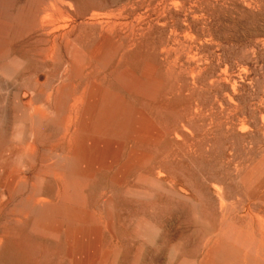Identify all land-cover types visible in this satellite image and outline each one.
Listing matches in <instances>:
<instances>
[{"label":"rangeland","instance_id":"1","mask_svg":"<svg viewBox=\"0 0 264 264\" xmlns=\"http://www.w3.org/2000/svg\"><path fill=\"white\" fill-rule=\"evenodd\" d=\"M19 1L16 0V2ZM73 1L80 7L91 9L92 11H94L93 9H97L95 10V13L97 11L96 14L91 11L89 15L93 13V15H97L99 18H103V16H107V18L114 17L113 21L116 25L111 36H115L118 39L121 37L125 40H123L125 45L131 44V46H128L129 52L125 56L124 62L120 64L121 66L119 65L120 68L125 67L136 75H139L144 67L151 66L155 70V76L162 82L165 80L166 83L163 82L165 87L171 89L170 94L166 98H161L159 101L153 102L154 104L146 102V100L144 101L140 97L129 96L134 100L131 101L128 95H124L125 99L129 98L130 103L142 110L151 120L154 127L165 135L158 145L152 147L144 143H135L136 145L128 144L129 146L126 145L125 147L126 152L133 148L140 153L151 155L152 164L155 165V169L150 174L154 179L158 177L156 180L161 184L160 189L149 190V192L153 193H149L150 196L148 197L128 196L123 193L122 187L109 183L108 179L106 180L109 176L106 175L102 176L101 180L104 179V181H100V183L98 180L101 176H98L96 178L98 182L94 181L85 192L86 208L88 207L87 210L89 212L101 216H106L107 212H110V225L112 227L110 226V231H103V236L99 242L101 250H108L107 252L113 253V258L109 259L110 262L108 264H202L208 247L214 241H222V239L223 241H230L231 238L232 241L230 243H237L240 237L239 231L242 228L244 229L246 223H251L254 232H257V235L255 232V239L259 243L264 244V203L255 201V197H252L248 192L247 184V176L261 162H264V0H164L165 2L163 0H80L82 3L78 0V2L76 0ZM66 4L71 6V9L73 7L72 10L75 11L72 3L66 2ZM122 6L125 10L123 9L124 11L122 10L118 13V9H122ZM135 7H137V10ZM108 11H114L115 13L112 12L114 16H111L112 13ZM117 13L119 16L116 15ZM41 16L43 15L34 19L32 27L26 28L19 33H16L11 26L3 27V25H0V31L3 30L0 32L2 36L0 38L7 40L10 43V47L12 44L11 50L14 52L13 54H20L22 50V55L17 56H21L23 61V65L18 70L19 73L17 72V76H15L16 78L11 79L14 83L11 80L8 81L11 87H6L8 84L7 81L5 84L4 79L0 81V84H5L4 86L0 85L3 86V89H0V118H2V120L0 119V128L2 126V135H4L1 137L0 133V149H3L11 142L20 147H25L29 143L25 135H23L25 138L21 136L20 139L14 140L15 142L11 141L9 136V132L14 129V126L10 123L9 110L17 98L20 102H28L32 98V102L35 104L43 99L40 91L46 92L53 84V81L55 83L57 80L56 74L57 71L59 72V63L52 62L47 56V49L49 47L47 41L53 28L47 27L46 24H48L49 20L47 19L48 21L45 20L44 22L45 18L43 19ZM69 18L70 16L66 17V20ZM71 18L70 23H67L68 21L66 20V22L63 21L61 26L68 24L63 30H68L72 26L74 19L76 20L74 16H71ZM103 19H106V17ZM131 19L132 24H129L131 23ZM136 19L138 22L135 21ZM122 20H124L123 22L127 21L128 24L125 22L127 25L123 26L125 23ZM110 21L113 23L112 20ZM133 21H135V25ZM41 22H44L46 26L43 23L41 24ZM126 26L132 28H129L130 30L128 31L126 30L128 29ZM88 27H90L89 31ZM96 27L87 26V33L90 31L97 33ZM4 29H6L5 34L3 33ZM97 29L100 30V27H97ZM117 29L121 32H118ZM123 30H126V33ZM46 31L50 33L48 34ZM122 32L124 34L121 35L120 33ZM173 35H176V40ZM6 36H10L9 39ZM14 36L16 37L15 40H19L18 42L13 41ZM28 36H30L29 39L27 38ZM81 39V41L84 39L85 45L83 47L88 49V47L91 48L93 46L98 37L96 35L91 36L89 41L88 37L86 38L84 34ZM92 41L93 43H91ZM19 42L20 44L24 43L20 46L21 48H18ZM15 48L18 49L15 50ZM26 56L28 57L26 58ZM29 56L31 57L30 59ZM28 59L32 60V63ZM41 63L43 67H41ZM34 66L35 68H33ZM137 66L141 70L139 68L136 69ZM51 67L53 68L52 70L50 69ZM21 69L23 72H20ZM26 69L28 70V74L25 73V75L23 73ZM34 69H36L35 73ZM29 74L32 76H29ZM50 75L54 78L53 81ZM17 77H20L19 80ZM15 79L18 81H15ZM172 79L174 82L171 84ZM40 82L41 84L38 85L37 83ZM5 88L9 89L6 91ZM13 88L15 90H12ZM4 90L9 93L4 94ZM4 101L8 103L7 107H5L6 103ZM1 104H4V106H1ZM153 105H155V108ZM162 106L164 109L160 110V108H163ZM166 106L167 108L165 109ZM4 109H6L7 113H4ZM1 113L4 114L1 115ZM3 119H8V123H6L7 120L4 122ZM244 127L248 129L246 130ZM9 128L10 130H8ZM62 133V131H59L56 134H51L47 128L42 129L40 132L42 146L48 148L57 144H63L62 142L65 143L66 141L60 140ZM4 137L8 139L7 142L9 143L6 142V139H3ZM38 164L37 160L34 159L26 164L27 167L25 169L20 168V171L26 172L24 175L28 181L31 182L34 179L32 175L36 174ZM29 168L30 170H28ZM9 171L10 174L14 175L19 169L14 168ZM132 180L133 177L129 181L130 184H133ZM44 182L47 190L54 191L56 189V182L51 177H46ZM177 182L180 183L178 184ZM260 183V186L263 187L261 191H263L264 175L260 177ZM109 184L110 186H107L109 189H106L105 186ZM215 184L216 186H214ZM97 188H100L99 191ZM218 188H220V194L218 193L220 196H217ZM241 188H244L246 192L244 193L245 190L243 189V191ZM216 189L217 191H215ZM115 190L116 192H114ZM239 194L242 195V198ZM88 197L90 198L88 199ZM94 197H97V200H94L96 199ZM217 197L226 198L225 200L228 199L227 202L230 203L224 204L225 207L223 205V209L221 210L222 202L226 203V201H222V198L219 201ZM107 199L111 203L109 207L104 203ZM242 199H244V202H247L244 204ZM254 201L255 208L260 206L257 210L251 207V204L249 205L250 202L254 204ZM240 202L242 203L241 205ZM111 205L113 206L112 208ZM230 205H233V207ZM234 206L235 209L241 206L238 209L239 212L236 211L237 209L234 210ZM9 207L6 204L0 209V232L3 230L2 223L5 220V212ZM93 207L94 209H92ZM239 215H243L244 217H240L246 221L243 222ZM259 217L261 219L257 220ZM233 220H237L236 223ZM239 222L243 223L240 224ZM233 224L238 225L234 226L233 229ZM139 225L143 227L145 234L137 235L135 233L134 229ZM132 227L133 229H131ZM4 230L6 238L0 252L2 257L4 255L3 261L6 264H27L25 263L26 261L31 262L28 264H35L34 262L37 264H65V262L66 264H73L63 241L41 237L31 232L30 234L25 227H21L20 229L19 227L7 226ZM232 231H235L234 234ZM15 236L17 237V241L15 240ZM172 239H175L174 242ZM90 243L92 244V242ZM19 249L21 252L18 254ZM26 258L27 260H25Z\"/></svg>","mask_w":264,"mask_h":264},{"label":"bare ground","instance_id":"2","mask_svg":"<svg viewBox=\"0 0 264 264\" xmlns=\"http://www.w3.org/2000/svg\"><path fill=\"white\" fill-rule=\"evenodd\" d=\"M78 1H80V0H78ZM168 1H170V0H168ZM66 2L69 4L72 3L74 5L75 11H73L72 10L73 7L71 9V6H68L66 4ZM80 3H82V2L80 1ZM175 4H177V3H175ZM83 5H85V4H83ZM93 7H94V5H93ZM124 7H125V5H124ZM124 7L122 9L121 8L118 9L119 10L118 13H120V11H122L124 9ZM94 8H96V7H94ZM131 8H134V7H131ZM135 8L137 10V7H135ZM126 9H127V5H126ZM159 9H160V7H159ZM93 10L94 11H92L91 9L89 10L87 8L80 7L73 0H20L19 2H16V0H0V25H3V27L4 26H6V27L11 26L12 29L16 33H19L20 31H22L26 28L32 27L34 24V19L40 15H43V16H41V18H43V19L45 18L44 20L42 19L44 22H45V20L46 21L49 20L48 24H46V25H47V27L48 26L52 27L53 31L51 30L49 40L47 41V43L49 45V47L47 49V56L50 58V60L52 62H56V64H57V62L59 63V66H58L59 72L57 71V74H56L57 80L54 83V81H53L54 78L51 77V75H50V77L53 81V84L51 83L52 85L48 88V90H46V92L40 91V94L43 95V99L41 101H38L34 104L32 102V98H30L31 100H29L28 102H20V100H18V98H17V100L13 103V106L12 107L10 106L11 109L9 110L10 111L9 116L11 117V122H10V118H9V122L12 123V125L14 126V129L9 132L10 133L9 136L11 138V141H14V140L16 141L17 139H20L21 136L25 135L28 138L29 143L25 147H20V146H17L15 143L11 142L10 144L6 145L4 148L2 147L3 149H0V209L3 205H6V204H8L10 206L7 209V211L5 212V220L2 223L3 224V230L1 229L2 231L0 232V250L3 246L4 240L6 238V232L4 229L7 226L19 227L20 229H21V227H25L29 231V233L31 232L33 234H37L41 237L43 236L45 238H49L52 240L63 241V243L67 247L68 256H69L70 260L73 262V264H108V262H110L109 259L113 258V256H112L113 253L107 252L108 250L107 251L101 250V247L99 246V242L103 236V231L104 230L110 231V226H111L110 225L111 224L110 223V212L108 211L106 216H101L99 214L97 215L96 213L89 212L87 210L88 207L86 208V202H85L86 190L89 188V186L91 184L94 183V181H97L96 178L98 176H101V178L98 180L100 183V181H104V179L101 180L102 176H106V175L109 176V178L105 177L106 180L108 179L109 183H111L112 185H116L118 187H122V189L124 191L123 193L125 195H128V196L148 197V196H150L149 193H153V192H149V190L160 189L161 184H159V181L156 180L158 177L156 179H154V177H152V175L150 174L151 171H153L155 169V165L152 164L153 162H152L151 155L145 154V153H140L139 151H137L136 149H133V148H131L130 150L126 149V150H128L126 152L125 147L128 144L132 145L135 143H144V144L150 145L152 147L154 145H158L164 139L165 135L161 131H159L157 128H155L154 125L152 124L151 120L142 112V110L134 107L128 99L130 97H135V98L140 97L144 101L146 100V102L148 101L150 103L151 102L153 103V102L159 101L161 98H166L170 94L171 89L168 87H165V84L163 83V82H165V80L162 82L161 80L158 79V77L155 76V70L151 66L144 67L141 74L139 73V75H136L135 73H133L132 71H130L129 69H127L125 67L124 68L119 67V65L124 62L125 56L129 52L128 46H131V44L128 43V44H126L127 45L126 46L125 43L123 42L124 39H122L121 37H119V39H118V38H115V36L114 37L111 36V33L114 29V26L116 25L113 21L114 17L113 18L112 17L107 18V16H103V18L106 17V19L99 18V17H97V15H93V13L94 14L97 13V11L95 13V10H97V9H93ZM91 11L93 13H91V15H89V13ZM114 11H108V12L112 13ZM118 13L116 14L117 16H119ZM124 13H122V14L124 15ZM131 13H130V15H132ZM136 13H137V11H136ZM103 14H104V12H103ZM87 15H89V17H87ZM100 15H102V14H100ZM112 15L114 16L113 13L111 14V16ZM69 16H70V18H69L70 20L69 19L66 20V17H69ZM71 16L76 17V20L74 19V22H72L73 23L72 26L70 25L71 27L69 29L67 28L68 30H65V29L63 30V28H65L68 24H66V26L65 25L61 26V24L63 23V21L64 22L68 21L67 23H70L69 21H71V19H72ZM128 16H129V14H128ZM136 16H138V15L136 14ZM46 17H49L50 19L46 18ZM129 17H131V16H129ZM139 17H140V14H139ZM110 18H112V19H110ZM134 18H136V17H134ZM109 19L112 20L113 23H111V21ZM121 19H122V17H121ZM128 19L130 20V18H128ZM42 20H40V21H42ZM153 20H155V19H153ZM123 21L124 20H122V22ZM135 21L138 22L137 19ZM135 21H133L134 25H135ZM159 21H161V19H159ZM159 21H158V23H159ZM44 22H41V24L42 23L44 24ZM115 22H117V21H115ZM122 22H120V24H122ZM125 22L127 23V21H125ZM125 22H123V23H125ZM118 23H119V21H118ZM126 23L123 24V26L128 24V23L127 24ZM129 24H132V19H131V23H129ZM41 26H43V25H41ZM87 26H97V27H100V30L97 29V27H96L95 29H96L97 33H95V31H93L94 34L91 31L89 33H87L89 31V28H90V27H88V31H87L86 30ZM139 26H140V24H139ZM3 27H2V29H3ZM127 28L128 29H126V30L129 31L132 27L130 28V26H128ZM118 29H117V31H118ZM138 29H140V28H138ZM5 30L6 29H4V32H3L4 34H5ZM91 30H92V27H91ZM126 30H123V31H125V33H126ZM132 30H134V29H132ZM140 30H142V29H140ZM2 31H0V32H2ZM48 31H50V30H48ZM48 31H46V32H48ZM137 31H139V30H137ZM173 32H174V30H173ZM3 33H2V35H3ZM7 33H9V32H7ZM31 33H32V31H31ZM49 33L50 32H48V34ZM42 34H44V33H42ZM84 34H85L86 38L88 37L89 41H90L91 36L96 35L98 37V39H96L97 41L95 43H93V41L91 42V43H93V46L91 48L88 47V49H86L85 47H83L85 45V43H84V39H83V41H81L82 40L81 38H82V35H84ZM120 34L122 35V34H124V32H122ZM144 34H145V32H144ZM170 34H171V32H170ZM173 36L175 39L176 35H173ZM183 36H184V34H183ZM9 37L6 36L7 39H9ZM139 37H140V35H139ZM170 37H171V35H170ZM186 37H187V35H186ZM27 38L29 39L30 36H28ZM15 39H16V37L14 36L13 41H15V42L19 41V40L18 41L15 40ZM93 39H95V38H93ZM89 43H87V44L89 45ZM176 43H178V42H176ZM19 44H20V42H19ZM22 44H24V43H22ZM22 44H20L18 46V48ZM171 45H173V44H171ZM89 46H91V45H89ZM11 47H12V44H11ZM11 47H10V43L7 40L0 38V76H1L0 79H2L0 81H3V79H4L5 84L7 81L8 86H6V87H11V86H9L8 81L11 80L12 78H14L15 76H17L16 74H17L19 68L23 65V61L21 59V56L20 57L17 56L20 54L22 55V50L20 51V54H18V53L13 54L14 52H12ZM18 48H15V50ZM162 48L164 49V47H162ZM23 55L25 56V54H23ZM27 57L28 56H26V58ZM31 57H32V55H31ZM31 57L29 56V59ZM34 57H35V55H34ZM37 59H39V58H37ZM172 59H173V57H172ZM162 61H163V59H162ZM25 62H26V60H25ZM30 62L32 63V60ZM153 62H154V60H153ZM175 64H176V62H175ZM167 65H169V64H167ZM52 66H54V65H52ZM161 66H165V65H161ZM41 67H43L42 63H41ZM55 67H57V66L55 65ZM33 68H35V66ZM44 68H42V69H44ZM138 68H139V70H141L140 67L137 66L136 69H138ZM28 69H29V67H28ZM50 69L52 70L53 68L51 67ZM35 70L36 69H34V73H35ZM21 71H22V69L20 70V72ZM24 71L25 72L23 74H25V73L28 74L27 69ZM46 71H47V69H46ZM44 72H45V70H44ZM136 72H138V71H136ZM31 74H32V72H31ZM31 74H29V76ZM47 74H49V73H47ZM32 75H34V74H32ZM41 75H42V73H41ZM158 75H160V74H158ZM19 76H20V74H19ZM52 76H54V74H52ZM50 77H49V79H50ZM19 78L20 77H17L18 80H19ZM159 78L161 79V77H159ZM17 79H15V81ZM21 79H22V77H21ZM11 82L14 83L12 80H11ZM173 82H174V80L171 82V84ZM5 84H2V85L4 86ZM37 84L39 85V84H41V82L37 83ZM3 86H0V89L1 88L3 89ZM7 89H9V88H7ZM7 89H6V91H7ZM12 90H15V89L13 88ZM6 91H5V93L4 92L3 93L4 94L9 93ZM0 92H1V90H0ZM28 92H33V91H28ZM124 95H128V97L129 96L130 97L128 99L127 98L125 99ZM31 96H32V93H31ZM3 99H5V98H3ZM130 99H131V101H134L132 98H130ZM7 101H8V99H7ZM2 103H3V101H2ZM5 103H6L5 107H7L8 103L7 102H5ZM1 106H4V104L3 105L1 104ZM153 106L155 108V105H153ZM166 108H167V106L165 107V109ZM158 109H159V107H158ZM162 109H164V107L160 108V110H162ZM3 111H5L4 113H7L6 109H4ZM3 114L1 113V115H3ZM3 117H5V116H3ZM0 119L2 120V118H0ZM5 120H7L6 123H8V119H5ZM5 120H4V122H5ZM241 126H243V125H241ZM1 128H2V126H1ZM4 128H5V126H4ZM44 128H47L51 134H56L59 131H62L63 133L60 137V140H64L66 142L65 143L62 142L63 144H57V145H54V146H51L48 148L43 147L42 143L40 142V139H41L40 138V132ZM5 129H7V128H5ZM178 129H180V128H178ZM8 130H10V128ZM242 130H244V129H242ZM2 131H3V128L0 130L1 135H2ZM183 131H184V129H183ZM5 132L7 133V131H5ZM176 132H175V134H176ZM258 135H259V133H258ZM3 136L4 135H2L1 137H3ZM6 138H7V136H6ZM6 138L4 137L3 139H6ZM170 138H171V136H170ZM3 139H2V141H3ZM7 140L8 139H6V142H7ZM7 143H9V142H7ZM2 145L4 146V144H2ZM0 148H1V146H0ZM253 152H254V150H253ZM34 159H36L39 164H38L36 174L32 175V176H34L33 177L34 179L32 178L33 180L30 182L26 179L27 177L24 175V173H26V172L20 171V168L22 167L25 169V167H27L26 164L29 161L30 162L33 161ZM157 160H158V158H157ZM246 162H247V160H246ZM14 168L19 169V171L16 172V174H14V175L10 174L9 170L14 169ZM24 169H21V170H24ZM28 170H30V168ZM158 171H156V172H158ZM158 174H160V173H158ZM263 175H264V162H261L258 165V167L253 169L251 171V173L247 176L248 192L250 193V195L252 197H255L254 199L256 202L259 201L261 203H264V190L261 191V189L263 187L260 186V184L262 183V182L260 183V177H262ZM48 176H49V178L51 177L56 182L55 183L56 189H54V191H50V190H47L45 188L46 184H45L44 180L46 179V177L48 178ZM131 177H133V180H132L133 184H130V182H129ZM29 179H30V177H29ZM162 183H163V181H162ZM44 184H45V186H44ZM52 184H54V183H52ZM101 185H102V183H101ZM50 186H49V188H50ZM107 186L109 187L110 184L105 186L106 189L108 188ZM214 186H216V184ZM92 187H91V189H93ZM95 187H94V189H95ZM143 187H145V189H143ZM99 189H98V191H99ZM106 189H104V190H106ZM243 189L241 188V190H243ZM102 190H100V191H102ZM219 190H220V188H218V191H217V189L215 190V191H217V196L220 194ZM110 192H112V191H110ZM114 192H116V190ZM180 192H182V191H180ZM245 192H246V190L244 191V193ZM157 193H158V191H157ZM89 194H91V193H89ZM95 194H97V193H95ZM162 194H164V193H162ZM184 195H186V194H184ZM107 196H108V194H107ZM240 196L242 198V195H240ZM90 197H92V196H90ZM90 197H88V199ZM97 197H94L96 199H94V198L93 199L97 200ZM217 198H218V200L219 199L221 200L222 197L221 198L217 197ZM246 198H247V196H246ZM225 199L226 198H224V199L222 198V201H226V203L221 201L223 203L221 205L222 208L219 205L221 210L223 209L224 204L227 205L230 203V202L229 203L227 202L228 199L227 200H225ZM229 200H231V199H229ZM242 200L244 202V199H242ZM103 201H104V198H103ZM103 201H102V203H103ZM143 201H145V200H143ZM245 201H246V199H245ZM255 201H254V204L250 202L249 205L251 204V207H254V209L257 210V208H260V206L257 207L258 205L256 204L257 208H255ZM246 202H244V204ZM96 203H98V202H96ZM104 203H106V206H108V207L111 204L110 200H108V199L105 200ZM219 204H220V202H219ZM241 204L242 203L240 202V205ZM97 207H99V206H97ZM112 207L113 206L111 205V208ZM224 207H225V205H224ZM231 207H233V205ZM246 207H249V206H246ZM239 208H241V206L238 207V209ZM92 209H94V207ZM98 209H100V207ZM101 209L103 210L102 207H101ZM236 209L234 206V210H236ZM238 209L236 210L237 212H239ZM89 210H91V209L89 208ZM221 210L219 209L220 212H221ZM263 210H264V208H263ZM242 211H244V210H242ZM257 212H256V214H257ZM261 212H260V214L262 215ZM237 214H235V215H237ZM258 214H259V212H258ZM251 215H249V216L251 217ZM240 216H243V215H239V217ZM237 219H239V218H237ZM259 219H261V218L259 217L257 220H259ZM263 219H264V217H263ZM228 220H229V218H228ZM253 220H255V219H253ZM233 221H235V220H233ZM236 221H235V223H236ZM242 221L244 222L246 220L242 219ZM243 222H239V223L241 224ZM254 223H255V221H254ZM237 225L238 224H236V225L233 224L232 225L233 229H234V226H237ZM131 229H133V227ZM231 229H232V227H231ZM134 230H135V233L137 235L145 234L143 227L140 225L137 226ZM255 230H257V229H255ZM11 231L13 232V230H11ZM217 231H218V229H217ZM229 231L231 232L230 229H229ZM12 232H9V233L13 234ZM157 232H158V230H157ZM234 232H233V234H234ZM255 232L251 226V223H246L244 229L242 228L239 231L240 237H239V241L237 243L234 241H233L234 243H230V241H232L231 238H230V241L229 240L223 241V239H222V241L221 240L217 241V242L214 241L211 244V246L208 247V249L204 255V261L202 264H264V244L259 243L258 240L255 239ZM29 233H28V235H29ZM149 233H151V232H149ZM158 234H159V232H158ZM230 234H232V233H230ZM19 235H21V234H19ZM172 235H174V234H172ZM178 235H180V234H178ZM256 235H257V232H256ZM12 236H14V235H12ZM26 237H27V234H26ZM227 237H228V235H227ZM232 238H233V236H232ZM29 239H31V238L29 237ZM35 239H37V238H35ZM15 240L17 241V237ZM174 240L172 239L173 242H174ZM90 242H92V244ZM152 242H153V238H152ZM43 243H44V241H43ZM195 243H198V242H195ZM197 249H199V248H197ZM4 251H5V249H4ZM20 252H21V250L18 252V254ZM3 257H4V255H3ZM3 257H2L1 252H0V264H6L3 261ZM9 257H10V255H9ZM21 257H22V255H21ZM25 260H27V258ZM115 260H116V258H115ZM29 262L26 261L25 263L28 264ZM34 263L37 264L36 262H34ZM65 264H66V262H65Z\"/></svg>","mask_w":264,"mask_h":264}]
</instances>
